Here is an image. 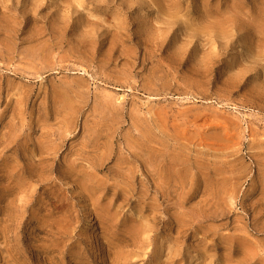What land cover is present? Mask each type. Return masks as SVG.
Returning <instances> with one entry per match:
<instances>
[{"label":"rangeland","instance_id":"374dc122","mask_svg":"<svg viewBox=\"0 0 264 264\" xmlns=\"http://www.w3.org/2000/svg\"><path fill=\"white\" fill-rule=\"evenodd\" d=\"M0 264H264V0H0Z\"/></svg>","mask_w":264,"mask_h":264}]
</instances>
